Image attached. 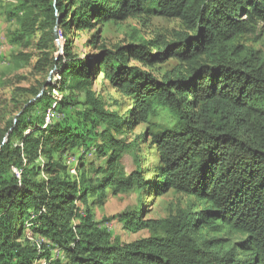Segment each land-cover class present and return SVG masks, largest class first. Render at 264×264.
<instances>
[{"label":"trees","instance_id":"trees-1","mask_svg":"<svg viewBox=\"0 0 264 264\" xmlns=\"http://www.w3.org/2000/svg\"><path fill=\"white\" fill-rule=\"evenodd\" d=\"M4 7L16 23L10 43L36 46L44 80L18 89L27 98L14 99L19 111L0 131V264H264V54L250 45L264 32V0H12ZM133 16L179 20L181 29L115 48L101 43L102 26ZM78 31H93V52L73 50L69 35ZM100 76L130 101L125 112L95 89ZM161 111L171 124L152 122ZM148 142L158 156L153 174L141 159ZM78 150L76 171L67 158ZM90 154L97 162L87 166ZM133 191L138 205L108 220L143 235L122 241L94 210ZM169 192L183 204L148 218L141 197Z\"/></svg>","mask_w":264,"mask_h":264},{"label":"rangeland","instance_id":"rangeland-1","mask_svg":"<svg viewBox=\"0 0 264 264\" xmlns=\"http://www.w3.org/2000/svg\"><path fill=\"white\" fill-rule=\"evenodd\" d=\"M12 0H0V131L4 130L8 122L16 115L19 108L16 106L14 99L23 100L27 98L25 95L19 96V88H30L38 86L44 80V75L37 71L35 68L39 60L40 51L33 45L30 48L22 47L10 43L8 39L9 30L16 26L15 22H9L6 19L4 4ZM102 28L101 43H104L109 48L131 43L134 38H144L147 40L155 38L157 35H162L171 38L175 30L181 29L179 20L168 19L164 17H144L133 16L128 20L120 23H107ZM93 31H78L70 34L74 42L73 50L82 56L88 52H93L94 49L87 46ZM259 41L252 38L250 45L261 50L264 54V32L261 34ZM57 44L59 46V53H63V39L60 35L57 37ZM31 54L32 59L27 61L25 59H16L15 55L19 53ZM132 64L140 65L138 62L133 61ZM175 65L173 61L164 64L162 72L172 68ZM58 78V77H57ZM103 77L98 79L95 89L102 93L107 101L111 104L116 99L120 104L121 112L127 110V105L130 104L129 100L124 98L116 90L112 89L108 82H104ZM58 95V91L55 92ZM52 110H48V116H51ZM152 122L161 124H171L172 120L168 114L160 112L156 115ZM145 125L138 127L133 133L128 136L131 139L141 135L145 130ZM142 142V141H141ZM143 151L141 152L142 165L151 169L153 174L154 166L158 162L157 151L154 146L149 142L143 144ZM82 156V150H78L73 156L72 160L68 156L67 164L69 168H77ZM45 159H40L38 163L40 166L45 165ZM97 162L95 156L92 154L87 156V166L89 163ZM126 165L131 168L133 166V159L131 156L126 157ZM72 174V171H71ZM44 176V174H42ZM141 207L145 211L148 218H163L169 216L172 212L176 211L179 205L183 204L184 198L175 193L169 192L162 196L157 195H143ZM140 200V192L133 191L130 194H122L119 196L111 195L107 202L95 207L96 220L111 230L114 236H117L122 241H132L137 237L143 235L130 233L123 229L122 225L117 220H108L112 215L122 212L126 209L135 208Z\"/></svg>","mask_w":264,"mask_h":264},{"label":"bare ground","instance_id":"bare-ground-1","mask_svg":"<svg viewBox=\"0 0 264 264\" xmlns=\"http://www.w3.org/2000/svg\"><path fill=\"white\" fill-rule=\"evenodd\" d=\"M72 173L74 172V169H71ZM58 248H53L52 253L54 254L56 259L63 260L64 259V254L60 251ZM42 264H46L45 261L42 262Z\"/></svg>","mask_w":264,"mask_h":264},{"label":"built area","instance_id":"built-area-1","mask_svg":"<svg viewBox=\"0 0 264 264\" xmlns=\"http://www.w3.org/2000/svg\"><path fill=\"white\" fill-rule=\"evenodd\" d=\"M72 156H73V155H69V157L71 158V160H72ZM59 252H60V251H59Z\"/></svg>","mask_w":264,"mask_h":264}]
</instances>
